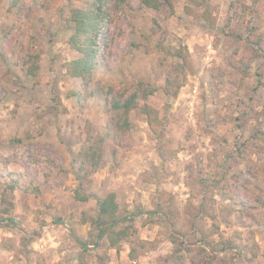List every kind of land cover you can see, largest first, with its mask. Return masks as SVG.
Segmentation results:
<instances>
[{
	"label": "rangeland",
	"instance_id": "374dc122",
	"mask_svg": "<svg viewBox=\"0 0 264 264\" xmlns=\"http://www.w3.org/2000/svg\"><path fill=\"white\" fill-rule=\"evenodd\" d=\"M91 6L0 0V264H264V0L116 2L85 84L69 19ZM139 85L121 129L111 98ZM111 192L136 214L115 246L93 225Z\"/></svg>",
	"mask_w": 264,
	"mask_h": 264
},
{
	"label": "trees",
	"instance_id": "16d2710c",
	"mask_svg": "<svg viewBox=\"0 0 264 264\" xmlns=\"http://www.w3.org/2000/svg\"><path fill=\"white\" fill-rule=\"evenodd\" d=\"M124 0H92L91 8L74 10L71 18L69 19L70 28L73 30L68 43L70 47L78 53V56L70 60L66 64V71L72 77L80 78L87 84L92 80L94 71L97 69L100 63L103 49L107 45V39L104 34V30L111 22V11L114 4L123 2ZM142 3L148 7L159 10L162 6L167 5L173 9V0H141ZM191 2L198 3L201 0H189ZM257 44H261V41L256 40ZM38 64L35 58L32 57L31 64L28 73L32 75L37 74ZM143 85V84H142ZM139 85L137 89L131 93L128 98H117L113 96L110 102V109L117 112L115 117L117 127L125 130L130 128L131 110L136 106H139L138 96L143 91V86ZM147 96V94L145 95ZM87 156L91 162V168L93 171L98 170L104 160V151L102 145L98 142L92 145L87 151ZM19 179L11 177V183L9 187L11 190L17 188L20 184ZM27 189V188H26ZM32 189L35 190L34 184ZM2 212L9 214L10 208L6 205L7 192L2 191ZM76 198L79 200L87 201L88 196L81 195L79 191H76ZM98 214L93 219V225L96 230L94 237L100 238L106 236L109 243L112 246L120 244L123 240L127 239L130 234V229L134 227L133 224H126L133 220L136 214L127 213L125 216H121L119 213L120 204L117 200L115 192H111L104 197H97ZM264 202V201H263ZM15 223L13 218L0 219V222ZM93 232H90V237ZM74 238L78 241L83 251L88 250L90 244L89 241H83L77 235L73 234ZM91 242L94 238L91 237ZM98 243V241H94ZM80 264H86L84 261Z\"/></svg>",
	"mask_w": 264,
	"mask_h": 264
},
{
	"label": "built area",
	"instance_id": "2783aa9c",
	"mask_svg": "<svg viewBox=\"0 0 264 264\" xmlns=\"http://www.w3.org/2000/svg\"><path fill=\"white\" fill-rule=\"evenodd\" d=\"M197 90V88L196 87H194V91H196Z\"/></svg>",
	"mask_w": 264,
	"mask_h": 264
}]
</instances>
